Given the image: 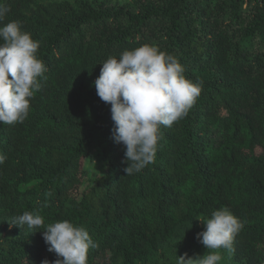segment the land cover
<instances>
[{
    "label": "trees",
    "instance_id": "16d2710c",
    "mask_svg": "<svg viewBox=\"0 0 264 264\" xmlns=\"http://www.w3.org/2000/svg\"><path fill=\"white\" fill-rule=\"evenodd\" d=\"M0 3L47 68L27 118L0 123V264L57 258L42 228L10 226L24 211L83 226L97 245L87 264H177L211 251L200 218L222 207L243 227L217 264H264V0ZM143 44L177 57L202 90L161 126L154 163L128 176L93 82L109 56ZM96 155L102 172L85 168Z\"/></svg>",
    "mask_w": 264,
    "mask_h": 264
},
{
    "label": "clouds",
    "instance_id": "9594fccd",
    "mask_svg": "<svg viewBox=\"0 0 264 264\" xmlns=\"http://www.w3.org/2000/svg\"><path fill=\"white\" fill-rule=\"evenodd\" d=\"M9 11L0 3V123L13 125L27 118L30 100L40 88L38 77L47 68L36 55L40 42L22 31L19 21L3 23ZM100 64L93 83L98 97L110 104L113 139L125 146L124 172L130 176L154 163L161 126L170 128L187 115L200 96L202 83L185 77L177 57L150 44L124 50L119 57L109 56ZM6 158L0 153V164ZM200 220L204 230L197 238L211 251L195 257L182 254L177 256V264H217L222 256L215 250L231 251L233 239L243 227L227 207ZM8 222L20 228H42L47 250L57 257L51 264H87L89 248L97 247L83 226L69 220L44 225L38 212L24 211ZM41 264L50 262L45 259Z\"/></svg>",
    "mask_w": 264,
    "mask_h": 264
},
{
    "label": "rangeland",
    "instance_id": "374dc122",
    "mask_svg": "<svg viewBox=\"0 0 264 264\" xmlns=\"http://www.w3.org/2000/svg\"><path fill=\"white\" fill-rule=\"evenodd\" d=\"M94 152H92L93 154ZM90 165H91V168H92V171L95 172L96 170L99 171V172H102L100 171L101 169V157L99 155H96L95 158H87L85 159V168L88 169L90 168Z\"/></svg>",
    "mask_w": 264,
    "mask_h": 264
}]
</instances>
